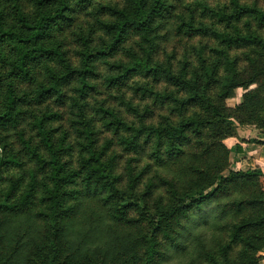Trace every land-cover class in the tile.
<instances>
[{
	"label": "trees",
	"instance_id": "1",
	"mask_svg": "<svg viewBox=\"0 0 264 264\" xmlns=\"http://www.w3.org/2000/svg\"><path fill=\"white\" fill-rule=\"evenodd\" d=\"M182 9L174 12L169 0H28L25 10L24 0H0V135L18 125L29 102L16 83L42 66L46 83L33 99L70 101L78 141L72 166L66 133L55 135L49 113L30 116L35 134L22 133L18 149L0 136V264H260L264 174H222L230 155L224 141L237 136L232 121L264 132V3L195 0ZM132 36L136 50L125 48ZM181 37H207L213 46L156 59L162 43ZM121 51L125 62L109 61ZM98 61L108 88L132 81L134 92L167 111L156 122L141 116L129 124L103 104L95 108L123 152L149 146L159 170L144 188L150 167L137 173L128 161L118 173L111 141L97 144L87 109L98 94ZM237 89L245 93L229 108ZM24 159L34 169H23Z\"/></svg>",
	"mask_w": 264,
	"mask_h": 264
},
{
	"label": "rangeland",
	"instance_id": "2",
	"mask_svg": "<svg viewBox=\"0 0 264 264\" xmlns=\"http://www.w3.org/2000/svg\"><path fill=\"white\" fill-rule=\"evenodd\" d=\"M98 1V0H97ZM121 0H102V2L108 3H119ZM171 1V4L175 7L174 12H183L182 7L188 5L189 3L194 2L195 0H169ZM208 4L215 5L217 2L224 3L225 0H206ZM202 3L205 2V0H201ZM259 4H263L264 0H257ZM24 9H28V0H24ZM199 14V12H198ZM80 20H83V15L80 17ZM68 30L58 35H62L67 33ZM70 40V39H69ZM138 40V38L132 36L128 39L125 48L126 49H132L135 47V42ZM203 44L208 47L211 45L213 46V42L207 38H200V37H192V38H186L181 37L180 39H172L171 41L167 43H162L160 45V49L158 51V54L156 56V59L163 60L165 58V54L171 53L173 50H176L178 56L177 58H182L183 51L185 48H188V46H196L197 44ZM69 49L70 53L68 56L71 58L72 62H76V56L74 55V51L76 50V45L72 41L69 43ZM122 61L125 62L126 58L121 51L118 55H115L111 59H109L110 62H116V61ZM192 60L194 58L192 57ZM98 64H96L97 72L99 74V77L96 78L93 81V84L95 85L97 95H94V97L91 98L89 101L90 104L87 109L88 116L93 121L91 124L93 125L95 137L97 140L98 146H102L105 141L109 140L112 143L111 146V153L109 156H115L116 162H117V172L123 173V169L126 166L128 161H131L132 167L134 170L138 173L141 172L143 168L150 167L148 169V172L143 177L142 181L140 182L141 188H144V184L147 182L149 178L152 176H155L157 174L156 170H159L155 164L152 163L150 160V157H148V153L150 152V149L143 148V150H146L145 153L142 154H133V153H126L122 151V148L118 145V137L113 134V132L110 129H107L104 126V121L100 118L99 114L95 112V108H97V105L103 104L106 108H110L114 110L118 116L129 124H138L139 118L141 116H144L147 122H156L159 120V118L163 115L167 114V111L160 106L159 104L153 102L151 99H149L146 95H142L141 93H136L132 90L133 82L130 81L128 84L124 85L123 87H119L118 89L115 88H108L106 84L104 83V77L109 74L107 67L104 65L102 61H98ZM52 67L55 68V65L52 64ZM32 74V80L30 82H22V83H16V89L19 93H26L28 94L29 102L21 106V120L18 123L16 127H12L7 132H3L0 136L5 137L8 136V141L12 143V145L18 149L19 148V136L24 133V137L28 138L31 136H34V132L30 129V116L35 115V117L41 115L42 113H49L54 114V117L50 120L49 125L54 130L55 135L57 137L61 136L62 133H66V136L68 138V144L72 148L71 155L66 158L68 162L72 166L76 165L77 160V139L75 137L74 129L71 127V120L73 119V114L75 111L71 108L70 101H67L65 104L61 105L57 102V99L54 98L43 100L42 102L38 103L35 102L33 97L36 95V91L38 87L46 83L44 69L41 66L33 69L31 71ZM137 79V78H135ZM134 79V80H135ZM162 84L156 86V88L162 89ZM255 89V86L251 87V90ZM64 92L66 96H73L72 91V85L64 87ZM245 93L242 89H237L234 92V97L232 99L226 100V106L229 108H234L238 103L241 101L242 95ZM232 123L235 125L236 130L239 129V132H243V129L251 131V134L258 130L255 126L252 125H238L234 121ZM241 129V130H240ZM32 132V133H31ZM262 132V131H260ZM264 133V132H262ZM242 143H250L249 139H246L245 141L241 142L237 139V136L234 138H228L224 141V144L229 148L230 154L233 153L234 150L238 148H242ZM247 148V147H246ZM234 155L231 154L229 156V168L228 171H225L222 175L224 177L229 176V172H238L241 171L239 169L240 167L237 166L238 163L234 161ZM26 166L23 169H34V165L29 162L27 159H24ZM245 169V168H244ZM19 170L17 169H10L7 171V174L10 173H17ZM246 172V170H243ZM248 171V170H247ZM260 185L264 189V178H260ZM77 202H71L70 204H76ZM132 217L136 218V215L131 214ZM198 220V218H197ZM240 246L235 245L233 247V250L231 251V256L234 257L235 253L239 250ZM258 256H261L263 259L260 260V264H264V253H259Z\"/></svg>",
	"mask_w": 264,
	"mask_h": 264
},
{
	"label": "crops",
	"instance_id": "3",
	"mask_svg": "<svg viewBox=\"0 0 264 264\" xmlns=\"http://www.w3.org/2000/svg\"><path fill=\"white\" fill-rule=\"evenodd\" d=\"M237 139L241 142L249 139L250 142L247 144L242 143V148L239 152H231L235 157L234 161H236V163H238L237 166L240 167L239 169H241V171L256 170L264 174V133L255 131L251 134V131L246 129H243V132H239L238 129ZM231 154L229 156H231Z\"/></svg>",
	"mask_w": 264,
	"mask_h": 264
}]
</instances>
